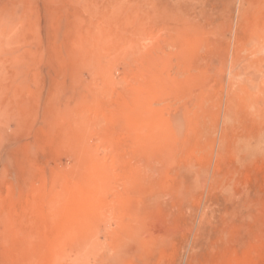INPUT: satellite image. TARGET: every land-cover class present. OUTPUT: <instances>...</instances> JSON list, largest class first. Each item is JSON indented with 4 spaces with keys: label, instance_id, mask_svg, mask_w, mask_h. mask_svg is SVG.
Returning a JSON list of instances; mask_svg holds the SVG:
<instances>
[{
    "label": "rangeland",
    "instance_id": "374dc122",
    "mask_svg": "<svg viewBox=\"0 0 264 264\" xmlns=\"http://www.w3.org/2000/svg\"><path fill=\"white\" fill-rule=\"evenodd\" d=\"M0 264H264V0H0Z\"/></svg>",
    "mask_w": 264,
    "mask_h": 264
}]
</instances>
